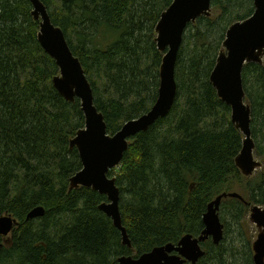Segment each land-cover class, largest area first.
<instances>
[{
	"label": "trees",
	"instance_id": "obj_1",
	"mask_svg": "<svg viewBox=\"0 0 264 264\" xmlns=\"http://www.w3.org/2000/svg\"><path fill=\"white\" fill-rule=\"evenodd\" d=\"M90 80L95 104L115 134L155 103L164 53L156 25L173 0H42ZM30 0H0V215L19 222L0 236V264H119L157 246L199 236L208 204L242 184L244 198H224L223 241L202 243L197 264H254L246 234L251 204L264 206V65L243 69L252 136L263 167L246 177L237 168L244 136L210 76L230 25L250 17L254 0H212L216 14L189 24L178 53V94L169 114L131 139L120 169V209L132 246L98 206L91 188L70 189L82 168L70 140L84 127L81 102H68L53 84L56 62L38 40ZM38 206L45 215L27 219ZM190 264V263H187Z\"/></svg>",
	"mask_w": 264,
	"mask_h": 264
},
{
	"label": "water",
	"instance_id": "obj_2",
	"mask_svg": "<svg viewBox=\"0 0 264 264\" xmlns=\"http://www.w3.org/2000/svg\"><path fill=\"white\" fill-rule=\"evenodd\" d=\"M32 16L39 22L38 40L47 55L57 64L59 73L53 77L56 90L66 101L79 99L85 117V125L70 140V148H76L82 168L70 178V189L91 188L107 197L98 208L112 219L121 231L122 243L131 248L132 243L123 224L120 200L121 190L117 178L110 171L119 167L128 151L131 139L147 131L157 120L171 111L178 94L176 63L184 41V34L191 23L201 16L212 15V0H173L161 14L156 25V43L164 53L160 66V86L152 107L141 116L126 121L115 133L110 134L104 114L95 104L94 90L80 59L74 55L63 29L55 25L42 0H30ZM254 13L245 20L236 21L228 28L223 49L217 57L210 80L218 97L231 107V121L244 136L243 146L235 162L241 173L250 177L261 168L262 162L255 155L256 143L252 136V111L246 101L243 69L247 63L264 65V0H254ZM244 201L237 192H223L209 204L203 216L204 229L199 236L184 235L177 244L157 246L139 257L122 255L119 264H197L206 255L202 243L209 238L219 245L225 234L220 218L224 198ZM45 207L38 206L27 219L45 215ZM249 220L259 229L252 241L254 264H264V206L252 204ZM19 224L9 213L0 215V236H9Z\"/></svg>",
	"mask_w": 264,
	"mask_h": 264
},
{
	"label": "rangeland",
	"instance_id": "obj_3",
	"mask_svg": "<svg viewBox=\"0 0 264 264\" xmlns=\"http://www.w3.org/2000/svg\"><path fill=\"white\" fill-rule=\"evenodd\" d=\"M216 13H217V11L214 10V9H212V14H216ZM186 35H187V31L185 32L184 36L186 37ZM255 155H256V153H255ZM256 158H257L258 161H261V162H262V160H261L259 157L256 156ZM262 165H263V163H262ZM120 166H121V165H120ZM120 166H119V167H116L117 172H119L118 170L120 169ZM262 167H263V166H261V168H259L258 171H260V170L262 169ZM255 173H256V172H255ZM241 188H242V184H241L240 182H238V181H233L232 184H231L230 189L227 190V193L237 192V193L241 194V193H240ZM251 205H252V204H251ZM251 205H250V206H251ZM219 214H220V213H219ZM249 215H250V208H249V213H248V218H247V223H246V227H247V229H246V234H248V235L250 236V238H252V236H253V239H252V241H253L254 238H256V235H257L259 229H258V227H257L256 225H254V224H252V223L250 222V220H249ZM220 217H221V215H220ZM3 238H4L5 240L9 241L8 239L10 238V235L7 236V237H3Z\"/></svg>",
	"mask_w": 264,
	"mask_h": 264
},
{
	"label": "bare ground",
	"instance_id": "obj_4",
	"mask_svg": "<svg viewBox=\"0 0 264 264\" xmlns=\"http://www.w3.org/2000/svg\"><path fill=\"white\" fill-rule=\"evenodd\" d=\"M122 235V234H121ZM118 260V259H117Z\"/></svg>",
	"mask_w": 264,
	"mask_h": 264
}]
</instances>
